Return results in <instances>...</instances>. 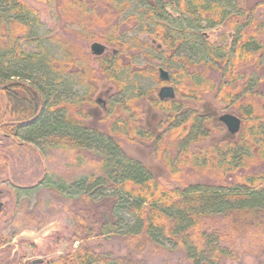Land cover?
<instances>
[{
    "label": "trees",
    "instance_id": "16d2710c",
    "mask_svg": "<svg viewBox=\"0 0 264 264\" xmlns=\"http://www.w3.org/2000/svg\"><path fill=\"white\" fill-rule=\"evenodd\" d=\"M129 1L56 3L58 16L67 24L73 23L81 38L117 47L115 55L101 56L94 67L84 46L68 37L56 36L57 41L50 38L61 49V56L55 58L34 34L29 17L36 14L35 9L24 0H0V7L6 10L0 13V96L6 103L0 119L9 115L8 121L0 122V132L14 140L23 130L28 142L69 150L75 155L91 153L99 166L95 171L101 173L83 175L71 181L69 187L79 192L84 201L90 195L109 191L110 203L120 202L132 217V223L116 233L126 242L127 253L123 256L96 252L90 241L92 231L79 229L83 232L79 234L75 229L71 234L72 240H79L75 247L51 254L43 261L40 257L27 259L24 252L17 251V257L9 260L6 256L11 243L0 233V264H150L145 256L164 250L165 242L182 250L191 264L242 263L241 257L247 252L264 257V171L255 170L264 163V91L259 89L264 73V18L256 12L257 6L264 7V3L247 7L244 0H232V10L227 11L216 0H135L145 4L147 20L158 18L153 21L150 34L168 56L174 55L183 34L169 30L164 23L166 7L177 9L187 23L197 20L198 25L200 22L216 25L213 29L225 23L237 32L234 40L226 42V33H221L220 44L207 43L204 56L197 61L180 57L182 67L172 73L176 80L173 100L148 97L149 107H140L136 91L106 105L113 116H121L114 127L118 134L130 141L136 138L154 143L150 156L153 161L160 159L157 161L167 170L164 175H156L153 164L125 155L111 135L84 121L89 115L84 104H94L87 92L93 93L102 78L120 91L122 83L117 72L132 64L129 54L125 55L127 61L121 59L120 52L130 45L118 38L123 25L120 15ZM98 3L100 10L96 7ZM135 20L134 15L128 16L124 23L131 26ZM97 26L100 33L93 34ZM84 30L90 33L82 36ZM230 36L231 33L227 37ZM133 40L138 42L135 37ZM28 44H35V49L27 50ZM216 64L220 72L217 81L208 75V68ZM249 65L261 74L253 78L244 70ZM135 70L156 80L152 69ZM66 76H74L77 84L87 88L86 92L81 96L65 95ZM206 92L239 112L241 126L236 134L226 132L223 137L213 138L219 128L217 121L211 114L199 112L196 106ZM104 107L100 102L99 108ZM149 117L156 120L151 129L162 132L156 138L144 130ZM189 168L213 182L183 179L192 177L184 170ZM172 181H178L179 185H173ZM110 217L111 212L109 217L104 216L101 235L113 234L118 229L119 221L112 222ZM54 237L45 246L43 255L52 253L64 236ZM26 241L29 240L22 238L16 243ZM245 242L251 247H245ZM31 243L34 249V242Z\"/></svg>",
    "mask_w": 264,
    "mask_h": 264
},
{
    "label": "rangeland",
    "instance_id": "374dc122",
    "mask_svg": "<svg viewBox=\"0 0 264 264\" xmlns=\"http://www.w3.org/2000/svg\"><path fill=\"white\" fill-rule=\"evenodd\" d=\"M24 1L36 11L35 16L30 14L31 16L29 17L34 34L55 58L61 56L60 47L51 40L53 38L56 40V36L61 39L68 37L84 46L85 51L90 54V64L94 67L98 66L101 56H112L118 52L117 47L104 41L81 38V34L76 32L78 28L73 23L72 25L67 24L65 20L58 16L56 9L58 0H49L47 2L38 0ZM216 1L224 4L227 11L232 10V0ZM260 2L264 3V0H244V4L247 7H252ZM96 7L100 10L99 3ZM166 11L167 17L165 22H163L167 24L168 29L181 31V34H183L181 35L183 41L176 46L177 50H175L174 55H165V48L160 45L157 46V41H154L155 38L150 34L153 29V21H158V18L150 17L147 20L145 4L130 0L125 9H123L119 19L123 25L119 28L121 34H119L118 38L121 42L128 43L130 47L134 45L131 48L122 49L120 52V57L124 62L127 61L125 55L129 54L132 58L131 66H126V68L117 72L122 88L119 91L111 82L102 78L100 85L93 93L87 92L88 99L92 100L94 104H84L83 106L86 112L89 113L87 118L84 119L86 124H90L95 129L111 135L125 155L144 160L145 162L148 161L150 165L153 164L156 167L154 171L155 174L157 173L156 175H164L167 170L164 165L158 162L160 159L153 161L150 156L154 143L150 140L144 141L136 138L134 141H130L118 134L117 129H114V127L121 116L116 114L113 116L112 110L108 109L109 107L106 105L127 98L138 91L140 107H149L148 97H157L158 91L162 86H173L176 83L172 73L182 67L181 56L191 61H197L204 56V49L207 43L211 44L214 41V43L220 44L218 36L221 33H226V42L230 38L232 40L237 36L236 30L229 28L225 23L217 24L219 28L213 29L216 25L206 26L202 22L198 25L197 20L194 23H187L185 17L177 9L166 7ZM4 12H6L5 8L0 7V13L4 14ZM256 12L261 18H264V7L257 6ZM132 15L136 17V20L131 26H128V24L124 23V20ZM195 26L198 27L195 28ZM89 31H82V36L86 33L89 34ZM93 32V34H99L100 26L95 27ZM228 32L231 33L232 37H227L229 35ZM201 33H206L207 36L205 37ZM134 37L137 38V43L133 40ZM262 39H264V36ZM95 41L107 47L100 55H93L89 51L90 44ZM25 48L33 51L35 44H28ZM229 48H232V43ZM142 67L147 71L154 70L156 80L149 74L142 75L135 70ZM218 67L216 64V66L208 68L209 77L215 81L220 77ZM159 68L168 72V81L159 79L157 72ZM244 70L249 75H253V78L256 77V74H261V72L254 70L253 65L245 67ZM179 77L180 74H178ZM261 77H263V82L259 84V89L264 91V73H262ZM63 79L67 89L65 95L69 97L74 95L81 96L86 92L87 88L77 84L74 76H66ZM173 91L174 96L166 100L175 98L176 91L174 89ZM100 102L105 106L102 109L104 111L99 108ZM3 105L5 106L6 103L3 97L0 96V117L3 115ZM196 106L199 112L211 114L213 119L217 121L216 127L219 128L214 131V139L225 136L227 132L225 126L217 120L219 115L231 113L241 120L239 112L233 105L226 106L218 101L211 92L202 94L200 104L196 103ZM105 113L106 116H104ZM8 120L9 115L7 114L5 119H0V122ZM152 123L154 125L156 120L150 117L147 118L144 130L150 131V134L156 138L162 132L151 129ZM116 125L119 126L118 124ZM171 153L174 154L173 150ZM91 155V153L86 152H79L75 155L74 152L69 150L57 147L47 148L42 144L38 145L28 142L23 130L14 137V140L0 132V202L2 203V208H0V233L11 243V251L6 252V257L9 260H14L17 257V251L24 252L27 259H38L40 257V261H43L45 258H49L51 254L57 255L69 247H75L79 245V240L74 241L71 239V234L75 229L80 231L79 234H83L79 229L92 231L90 241L92 247L98 253L107 254L111 257H120L127 253L126 242L121 237L116 236V233L120 229L128 227L132 223V217L125 212L120 202L116 204L110 203L112 199L110 200L109 198L112 196L106 190L98 195H90L88 200L84 201L79 192L69 187V183L74 179L96 172L95 170L99 168L95 164L96 160L92 159L93 156ZM76 156L77 158H75ZM184 170L192 175L191 178L183 177L185 180L213 182L212 179L205 176L201 177L190 168ZM255 170L264 171V163L257 166ZM99 172L101 173V170L96 173ZM172 184L179 185L178 181H172ZM109 212H111L110 218L112 222L115 220L119 221L118 229H115L113 234L104 233L101 235L100 229H102L101 225L105 222L104 216L107 214V217H109ZM58 234H62L64 237L55 244L52 253L43 255L45 246L51 243L55 239L54 236ZM22 238L29 241L23 244L16 243ZM31 241L34 242V249L31 248ZM63 241L66 243H63ZM247 246L251 247L248 242H245V247ZM145 258L150 264H163L164 262H168V264H191L184 256L182 250L168 242H165L164 250L147 255ZM241 261L242 263L235 262L231 264H259L260 261L264 262V257H258L256 253L247 252L241 257Z\"/></svg>",
    "mask_w": 264,
    "mask_h": 264
},
{
    "label": "water",
    "instance_id": "95a60500",
    "mask_svg": "<svg viewBox=\"0 0 264 264\" xmlns=\"http://www.w3.org/2000/svg\"><path fill=\"white\" fill-rule=\"evenodd\" d=\"M107 49L106 45L100 43V42H92L89 46V51L93 55H100ZM158 76L161 81H168L169 75L168 72L165 71L162 68L158 69ZM158 96L160 98H171L174 96V91L172 86L164 85L162 86L158 91ZM217 120L221 122L228 133L230 134H236L241 125V120L239 117L235 116L231 113H223L217 117ZM92 264H101V263H92Z\"/></svg>",
    "mask_w": 264,
    "mask_h": 264
},
{
    "label": "flooded vegetation",
    "instance_id": "af4514ba",
    "mask_svg": "<svg viewBox=\"0 0 264 264\" xmlns=\"http://www.w3.org/2000/svg\"><path fill=\"white\" fill-rule=\"evenodd\" d=\"M158 72V71H157ZM173 87V89L175 90V88H174V86H172ZM159 99H162V100H166V99H168V98H160L159 96H157ZM0 208H2V203L0 202Z\"/></svg>",
    "mask_w": 264,
    "mask_h": 264
}]
</instances>
